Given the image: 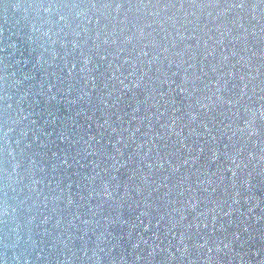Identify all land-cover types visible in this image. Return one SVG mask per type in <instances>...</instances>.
<instances>
[{
  "label": "water",
  "instance_id": "obj_1",
  "mask_svg": "<svg viewBox=\"0 0 264 264\" xmlns=\"http://www.w3.org/2000/svg\"><path fill=\"white\" fill-rule=\"evenodd\" d=\"M143 3L0 0V264H264V8Z\"/></svg>",
  "mask_w": 264,
  "mask_h": 264
},
{
  "label": "snow or ice",
  "instance_id": "obj_2",
  "mask_svg": "<svg viewBox=\"0 0 264 264\" xmlns=\"http://www.w3.org/2000/svg\"><path fill=\"white\" fill-rule=\"evenodd\" d=\"M219 0H216V4H218ZM189 3H190V6H200V7H203L205 5L203 4H197L196 3V0H189ZM173 4V7H174V3ZM181 4L183 6V0H181ZM216 4H213L212 6H216ZM111 4H105L104 7H110ZM124 4L123 3H117L116 4V7L117 8H120V7H123ZM132 6H136V7H149V6H153L151 4H145L143 3V0H141V2L139 4H136V5H132L131 4V0H129V7H132ZM229 7H236V8H246V7H251L253 10H255L256 8H264V0H239V3H232L230 5H228ZM253 19H255V17H253Z\"/></svg>",
  "mask_w": 264,
  "mask_h": 264
}]
</instances>
